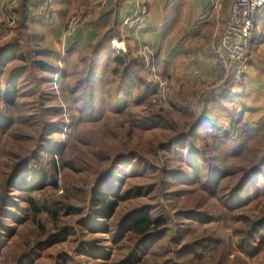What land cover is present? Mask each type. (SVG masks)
Returning <instances> with one entry per match:
<instances>
[{
	"label": "trees",
	"instance_id": "1",
	"mask_svg": "<svg viewBox=\"0 0 264 264\" xmlns=\"http://www.w3.org/2000/svg\"><path fill=\"white\" fill-rule=\"evenodd\" d=\"M28 1L10 3L0 25L3 29V37H0V142L6 137L16 143L23 141L24 149L12 146L10 154H27L13 163L11 172L0 185V264L5 260L1 250L11 232L9 222L22 219H15L16 214L32 215L34 220L41 217L38 228L44 239L12 259L11 264H37L46 251L69 243L76 234V227L110 237L114 247L110 264H225L212 253L219 243L218 238L209 234H188L185 238L183 229H175L176 221L192 219L193 215L179 212L172 217L161 197L158 203L152 204L153 195L156 193L159 197L167 193L174 182L185 179L177 161L186 156L201 191L219 198L228 211L241 207L247 187L264 170V108L255 109L245 104L233 92L231 79L220 90H200L190 99L183 97L180 102L177 99L170 111L160 110L147 116L144 123L133 119V126L140 131L161 128L172 133L158 148L160 154L168 155L166 167L152 168L146 163L147 159L137 154L120 156L93 182L82 199L83 208L73 203L69 185L62 196L40 198L50 187L58 189L60 157L62 167L76 170L74 163L63 161L65 154L57 145L55 135L64 121L62 116L54 122L51 120L53 112L57 115L62 112L46 106L49 94L43 87L52 86L59 74L58 89L62 94H71L70 101L81 105L85 118L96 122V87L103 86L107 99L118 105L136 97L137 101H143L150 93V85L142 74L144 62L141 59L133 57L131 52L117 55L111 49L114 40L122 39L117 3L96 21L84 23L83 27L95 30L97 35L88 49L78 55L82 77L70 90L64 71L66 66L59 62L60 57L49 44L32 41L28 30ZM11 21L15 27L10 26ZM32 105H38V109L31 111ZM256 114L259 117H255ZM175 120L186 122L180 126ZM226 148L232 151L224 154ZM231 160L234 163L242 160L243 168L234 167L232 172L224 168ZM125 166L131 172L121 179L120 169ZM141 176L144 184L129 182L130 178ZM233 178L230 186L224 183ZM127 202L129 208L122 212L120 206ZM84 214L77 221L78 226L69 219ZM235 233L238 254L243 259L239 264H247V261L264 264V214L242 218ZM63 259L67 257L57 258Z\"/></svg>",
	"mask_w": 264,
	"mask_h": 264
},
{
	"label": "rangeland",
	"instance_id": "2",
	"mask_svg": "<svg viewBox=\"0 0 264 264\" xmlns=\"http://www.w3.org/2000/svg\"><path fill=\"white\" fill-rule=\"evenodd\" d=\"M38 11L44 13L40 9H38ZM44 18H46L45 15ZM73 19L82 20V23L77 26V28H80L83 27L84 23L89 20L91 21L92 18L87 13L76 12L68 21L65 28L66 34H71L77 29L74 28V30L68 32V26ZM9 24L11 27H15L14 22L11 21ZM114 41L116 42L118 40ZM117 43L120 46L119 49H116L117 47L115 46V48L113 44L111 45V49L115 54L124 56L131 52L129 48L126 49L124 47L123 42ZM141 51L142 50L136 54L131 53V55L145 62L140 56ZM74 57L75 56L72 55L70 59H67V64L63 63V66H66L64 71L65 76H68V88L70 90L75 88L76 83L82 77L79 74L80 67L78 66V59L76 60ZM153 59L156 70L154 56ZM59 62H62V58L59 59ZM156 73L158 80L165 84V94L164 97L161 98L156 95L155 88L150 84V80H154V78L148 76L144 67L142 69V74L150 85V93L147 97L142 99L143 101L141 102L137 101L136 97L116 105L107 99L103 86L96 87V105L98 108V118L96 122L88 121L85 118L83 112H81V105L74 101H70V98H73L71 94L69 96L67 94H62L61 89H58L57 81L60 78L59 74L56 75L52 86L47 85L43 87V90L49 94L46 106L50 108H59L62 112L61 115H57L53 112L51 120L54 122L62 116V122L64 121V126L61 128L62 130L60 129L57 135H55L57 145L60 146L61 151L65 154L66 160L63 157V161L74 163L73 166L76 167V170L62 167V164H60V157V169L56 179L58 189L56 190L50 187L43 194L39 195L40 198L62 196L65 193L66 186L69 185V189H71V193L74 196L73 203L78 208H83L82 199L85 197L86 192L92 188L93 182L120 156L137 154L147 159L148 161L146 160V163L153 166L152 168L161 169L167 166L168 155L160 154L158 148L165 143L167 137L172 133L163 131L161 128L140 131L133 126V119H137L144 123L147 116H152L160 110L170 111L171 105L175 100L178 99V102H180L183 97H188V99H190L195 92L197 93L200 90H216L215 87H219L220 84L219 82L218 84H206L201 89L194 88L192 85L178 88L171 86L157 71ZM28 102H33V100ZM137 102H139L138 105L136 104ZM190 103L194 102L190 101ZM248 106L258 109L255 104H249ZM30 108L31 111L32 109L37 110L38 105H36V107L32 105ZM255 117H259L258 114H256ZM175 121L180 122V126L186 122L181 120ZM23 144V141L16 143L13 139H8L7 137L1 140L0 185L6 174L11 172L13 163H15V161L18 162V158L27 155L10 154L11 150L14 149H12V146L16 145V147L20 146V149H24ZM231 151L230 148H226L223 153L228 154ZM187 163H189V161L186 156H184L181 161H177V164L181 166L185 179L180 182H174L172 186L166 190L167 193L163 192L159 197H157L155 193L153 195L155 196V200L152 204L158 203V199L161 197L172 217L179 212H187L189 215L192 214V219L184 218L183 221H176L175 229H183L185 231V233H183L185 238H188V234H196L198 236L205 234L213 235L219 240L217 246L212 249L214 258L222 259L225 264H239L243 259L240 258L238 254L235 231L240 228L242 218H251L258 214H264V170L256 175L247 187L244 204L234 211H228L224 208L219 198L209 196L199 189L190 171V166ZM242 163V160L239 163H234V161L231 160L225 163L224 168L232 172L234 167L243 168ZM130 172L131 169L128 168V166L121 167L119 177L122 179L126 174L129 175ZM230 179L224 181V183H228V186L231 185L230 183L234 182V178L232 180ZM129 182L141 185L145 183V179L143 176L135 177L130 178ZM115 184H118L119 187L120 183L116 181ZM129 205L130 203L128 202L122 204L120 206L122 212H125L129 208ZM15 216V219H22L21 222H16V220L9 222L11 232L5 238V246L4 249L1 250L2 256H4L5 259L2 264H6V262L11 264L12 259H17L27 249L36 244V242H40L44 239L41 238L43 234L41 229L38 228V223L42 221L41 217H37L34 220V217L32 215L28 216V214H22L21 217L18 214ZM84 216L85 214L81 215V217L69 219L72 224L76 225L77 221ZM195 216L196 218H194ZM74 231L76 234L71 238L69 243L57 245L49 251H46L37 264H65L67 262L70 264L111 263V259L114 255V247L108 235L102 233L90 234L87 230H82L79 227H76ZM89 242L91 244L87 245ZM58 257H67V259L59 261L57 260ZM256 263L260 264L254 262V264ZM247 264L252 263L247 261Z\"/></svg>",
	"mask_w": 264,
	"mask_h": 264
},
{
	"label": "crops",
	"instance_id": "3",
	"mask_svg": "<svg viewBox=\"0 0 264 264\" xmlns=\"http://www.w3.org/2000/svg\"><path fill=\"white\" fill-rule=\"evenodd\" d=\"M17 0H0V25L4 10ZM236 0H29V32L35 44H49L62 62L88 49L96 31L86 27L66 34L69 19L76 12L96 21L119 4L121 41L132 54L146 48L155 58L156 71L173 87L218 84L220 72L214 46ZM46 3L48 15L38 11ZM147 9L146 27L132 30L124 22ZM44 15L46 18H44ZM50 15V16H49ZM0 37L3 29L0 26ZM115 42V41H113ZM222 89V88H221ZM233 92L245 104H264V11L256 20L249 52V71L234 84Z\"/></svg>",
	"mask_w": 264,
	"mask_h": 264
},
{
	"label": "built area",
	"instance_id": "4",
	"mask_svg": "<svg viewBox=\"0 0 264 264\" xmlns=\"http://www.w3.org/2000/svg\"><path fill=\"white\" fill-rule=\"evenodd\" d=\"M39 9L46 16L48 15L46 3ZM263 11L264 0H236L231 6L223 32L214 48V55L221 76L220 85L215 87L216 90H220L230 79L234 84L241 82L249 71V52L256 30V20ZM147 13V9L143 8L140 15L127 19L124 26L132 30H143L146 27L145 17ZM81 21V19H73L68 26V32L77 28L82 23ZM116 43L112 42L114 47ZM140 56L145 60V72L149 77L154 78V80H150V84L155 88L156 95L159 98L164 97L165 84L158 80L153 55L144 48Z\"/></svg>",
	"mask_w": 264,
	"mask_h": 264
},
{
	"label": "bare ground",
	"instance_id": "5",
	"mask_svg": "<svg viewBox=\"0 0 264 264\" xmlns=\"http://www.w3.org/2000/svg\"><path fill=\"white\" fill-rule=\"evenodd\" d=\"M115 46H116L117 48H120V46H119V44H118V43H116V44H115Z\"/></svg>",
	"mask_w": 264,
	"mask_h": 264
}]
</instances>
